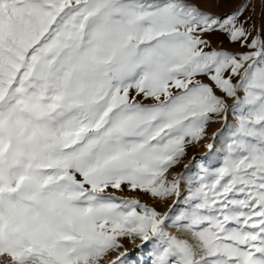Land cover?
<instances>
[{"label":"snow or ice","instance_id":"obj_1","mask_svg":"<svg viewBox=\"0 0 264 264\" xmlns=\"http://www.w3.org/2000/svg\"><path fill=\"white\" fill-rule=\"evenodd\" d=\"M233 2L0 0V264H264V0Z\"/></svg>","mask_w":264,"mask_h":264},{"label":"rangeland","instance_id":"obj_2","mask_svg":"<svg viewBox=\"0 0 264 264\" xmlns=\"http://www.w3.org/2000/svg\"><path fill=\"white\" fill-rule=\"evenodd\" d=\"M240 2H241V0H234V2L231 3V4L228 5V6H225V7H222V8L206 7L205 10H207V11H211V12H214V13H216V14H222V13H224V12L231 11V10L234 9V8L236 7V5H237L238 3H240ZM245 15H249V13H248V12H245ZM253 20H254V22H255V24H256L257 27H260L261 24L264 23V18H262L261 15H260V5H259V3L256 4V13H255V15L253 16ZM228 103L231 104L232 101L229 100ZM231 119H232V117L229 116V121H231ZM221 127H222V125L219 124V123L210 124V125L208 126V129H207V131H208V139H206L205 141H203V142H201V143L195 145L194 147L189 148V149H188V155H187L186 157H184L183 161H182L179 165H177L172 171H175V172H180V171H182L183 168H184V164H188V163L191 161V158H192L193 156H196L197 158H200V157L204 156L205 153L207 152V149L205 148L204 145H205L206 143H211V142H212L211 134H212L213 132L217 131V130H220ZM197 162H198V161H197ZM142 199L147 200L146 197H143ZM148 202L151 203V201H148ZM171 202H172V201L169 200V201L167 202V204H171ZM167 204H165L164 206H160V205H158V207H159V209H160L161 211H163V210L167 207ZM124 243H125V246H126L129 250H131V249L134 247V245L129 244L127 241H125ZM136 243L139 244L140 241L137 240ZM112 255L115 256V253H113ZM138 255H140V254H138ZM143 258H144V257L141 255V259H143Z\"/></svg>","mask_w":264,"mask_h":264}]
</instances>
